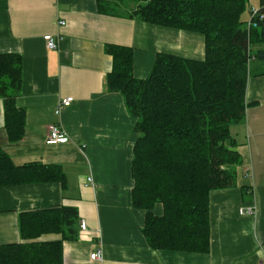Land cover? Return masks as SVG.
Here are the masks:
<instances>
[{
  "label": "crops",
  "instance_id": "crops-1",
  "mask_svg": "<svg viewBox=\"0 0 264 264\" xmlns=\"http://www.w3.org/2000/svg\"><path fill=\"white\" fill-rule=\"evenodd\" d=\"M100 1L107 13L99 10V0H0V54L22 58L16 102L25 113L23 139L9 142L0 99V147L16 166H60L66 177L65 186L0 187V246L63 240L60 234L24 240L20 217L65 207L78 211L79 234L76 241H64V264H262L264 62H252L246 118L230 129L242 159L236 186L210 195V251L154 250L143 233L146 212L132 202L139 119L130 113L122 94L105 87L113 66L105 47L132 48L133 75L143 80L159 54L203 61L205 37L128 18L136 0ZM47 35L57 42L56 50L47 48ZM68 97L74 102L57 114ZM53 127L65 132L69 142L47 145ZM248 209L253 214L240 213ZM154 213L162 216L163 206L157 205ZM100 250L103 260H91Z\"/></svg>",
  "mask_w": 264,
  "mask_h": 264
},
{
  "label": "trees",
  "instance_id": "trees-1",
  "mask_svg": "<svg viewBox=\"0 0 264 264\" xmlns=\"http://www.w3.org/2000/svg\"><path fill=\"white\" fill-rule=\"evenodd\" d=\"M127 15L145 23L205 37V59L159 54L146 79L133 75L134 50L107 45L113 59L105 87L124 96L139 119L134 146L132 202L146 212L143 233L157 251H210V195L234 188L242 159L231 126L246 118V91L253 61L264 62V18L249 28L242 20L250 0H136ZM99 0V10L107 13ZM104 9V10H103ZM264 17V0L258 9ZM251 14V13H250ZM22 58L0 54V99L8 141L24 137L25 113L17 106ZM66 184L60 166H16L0 147V187ZM163 206V215L154 210ZM79 214L58 208L22 214L24 240L60 234L58 242L0 246V264H64V241L78 239Z\"/></svg>",
  "mask_w": 264,
  "mask_h": 264
},
{
  "label": "built area",
  "instance_id": "built-area-1",
  "mask_svg": "<svg viewBox=\"0 0 264 264\" xmlns=\"http://www.w3.org/2000/svg\"><path fill=\"white\" fill-rule=\"evenodd\" d=\"M263 16L259 14L258 10H251V18L249 21V28L253 25V27H256V23H254V20L256 21L257 19L263 20ZM61 26H65L66 23L64 21H61L59 23ZM44 40L46 42L47 48L50 50H56L58 45L57 42L55 41V39L53 38V36L51 35H47L44 37ZM74 102V98L73 97H68L65 99H62V101L60 102V105L58 107L57 110V114H60L65 108H68L72 105V103ZM69 142V138L67 136V134L65 132H62L60 129H58L57 127H53L50 131V134L48 136L47 145H58V144H65ZM83 149L86 148V145H84L82 147ZM89 181H92L91 178H89ZM240 213L243 214H253V212L248 209V210H241ZM81 230L85 231L87 228V225L85 222L81 223ZM91 260L93 261H102L103 260V255H102V251H97L96 253L91 255ZM262 264H264V258L262 261Z\"/></svg>",
  "mask_w": 264,
  "mask_h": 264
},
{
  "label": "rangeland",
  "instance_id": "rangeland-1",
  "mask_svg": "<svg viewBox=\"0 0 264 264\" xmlns=\"http://www.w3.org/2000/svg\"><path fill=\"white\" fill-rule=\"evenodd\" d=\"M259 3H260V0H250V13H251V10H258L259 9ZM249 12L245 13L242 17V20H244L245 22H248L250 21V18H251V14Z\"/></svg>",
  "mask_w": 264,
  "mask_h": 264
}]
</instances>
